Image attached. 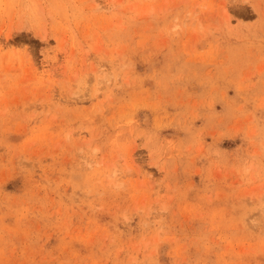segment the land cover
<instances>
[{
  "label": "rangeland",
  "instance_id": "374dc122",
  "mask_svg": "<svg viewBox=\"0 0 264 264\" xmlns=\"http://www.w3.org/2000/svg\"><path fill=\"white\" fill-rule=\"evenodd\" d=\"M0 264H264V0H0Z\"/></svg>",
  "mask_w": 264,
  "mask_h": 264
},
{
  "label": "bare ground",
  "instance_id": "6f19581e",
  "mask_svg": "<svg viewBox=\"0 0 264 264\" xmlns=\"http://www.w3.org/2000/svg\"><path fill=\"white\" fill-rule=\"evenodd\" d=\"M144 122H145L146 124L149 123V118H148V116L145 117Z\"/></svg>",
  "mask_w": 264,
  "mask_h": 264
}]
</instances>
